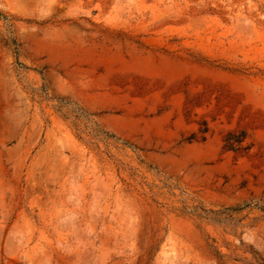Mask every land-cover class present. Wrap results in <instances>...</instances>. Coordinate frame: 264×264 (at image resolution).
<instances>
[{"label":"rangeland","instance_id":"rangeland-1","mask_svg":"<svg viewBox=\"0 0 264 264\" xmlns=\"http://www.w3.org/2000/svg\"><path fill=\"white\" fill-rule=\"evenodd\" d=\"M0 13V264L264 259L263 210L181 212L264 206V123L241 122L254 145L238 156L222 134L239 109L231 123L198 110L202 142L185 140L197 125L182 112L184 91L216 83L264 115V0H0ZM57 99L141 150L79 140Z\"/></svg>","mask_w":264,"mask_h":264},{"label":"trees","instance_id":"trees-1","mask_svg":"<svg viewBox=\"0 0 264 264\" xmlns=\"http://www.w3.org/2000/svg\"><path fill=\"white\" fill-rule=\"evenodd\" d=\"M0 16L2 17L4 15ZM2 18L5 20L7 28L11 27L7 17ZM10 36L11 44L15 45V48H17L18 43L15 37H13V35ZM19 64H21L22 67L24 66L22 63ZM184 93L186 95L182 106L184 120L188 124L195 123L197 125V128L185 137L187 142L205 141L210 132L209 121L206 118H200L199 120L194 119V117L198 116V110H208L209 113H213L212 121L219 119L220 115L226 114L227 117H230L228 123H231L233 115L239 109L240 114L236 126L227 129L222 134V149L225 151H232L238 156L246 155L250 151L254 142L249 139L250 135L248 130L241 126V122L246 120L247 124L251 125L256 122L264 123V115L262 113L254 111L249 106L245 105L238 93L231 91L222 84L215 83L205 85L196 92L187 93L184 91ZM54 108L65 120H70L79 140L85 141L97 149H100L99 142H102L106 148L108 145L114 144L115 146L120 145L123 148L129 147L134 151L141 150L137 146L132 145L129 141L117 136L115 133L104 129L95 119V113L87 111L76 102L57 99ZM226 109H229V111L225 112ZM115 160L118 161L117 159ZM140 162H143V160L140 159ZM117 165L119 168H125L124 164L120 161L117 162ZM148 168H150V166H148ZM131 171L132 175H136L133 170ZM157 172L156 170V173ZM245 208H259L264 211V206L259 205L253 200H249L241 205L227 206L220 209H205L199 206H194L192 208L183 207L181 212L192 214L219 224L226 216H232L234 213L240 212ZM258 260V264H264L263 258H259Z\"/></svg>","mask_w":264,"mask_h":264}]
</instances>
